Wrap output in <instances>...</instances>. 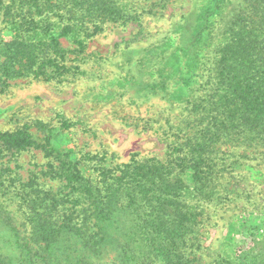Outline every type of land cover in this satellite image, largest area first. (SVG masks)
<instances>
[{
	"label": "trees",
	"instance_id": "obj_1",
	"mask_svg": "<svg viewBox=\"0 0 264 264\" xmlns=\"http://www.w3.org/2000/svg\"><path fill=\"white\" fill-rule=\"evenodd\" d=\"M124 1L150 0H0V88L18 78L83 74L69 55L83 59L105 23L137 21ZM155 1L165 7L166 0ZM232 5L201 0L158 45L125 51L132 64L124 84L133 97L158 98L183 116L163 132H173L164 159L133 156L107 166L105 156L72 161L46 151L50 160L26 181L17 167H0V264L189 263L183 249L202 202L221 196L213 179L247 166L232 148L264 143V0H241L231 14ZM61 38L74 47L63 48ZM0 143L12 154L36 145L26 125L0 132ZM8 204L29 230L17 228ZM254 236L246 249L226 244L216 264H264V222ZM104 252L111 254L106 262Z\"/></svg>",
	"mask_w": 264,
	"mask_h": 264
},
{
	"label": "rangeland",
	"instance_id": "obj_2",
	"mask_svg": "<svg viewBox=\"0 0 264 264\" xmlns=\"http://www.w3.org/2000/svg\"><path fill=\"white\" fill-rule=\"evenodd\" d=\"M200 1L166 0L164 8L151 5L155 0L128 4L124 1L127 12L130 9V13L139 14L137 21L107 22L102 32L86 42L83 59L75 62L72 60L76 54L69 55L71 64H79L83 74H71L62 81L9 80L6 87L0 88V132L26 125L36 145L12 154L3 150L0 143V167H17L21 181H26L32 173L44 169L50 160L46 151L52 155L66 153L72 161L83 154L105 156L107 166L127 163L133 156L164 159L165 139L173 132H163L176 126L183 116L178 108H170L158 98L144 101L133 97L124 84L132 62L128 63L124 54L126 50L158 45ZM240 4L241 0H233L230 13ZM1 36L10 40L12 34L4 29ZM60 42L65 49L74 47L68 39L61 38ZM232 149L247 156L239 159L240 164L246 162L247 166L216 174L213 184L221 196L202 202L203 214L198 216L189 235L191 241L183 249L188 264H216L226 244H240L246 249L252 246L254 235L262 232L264 143ZM88 168L83 166V171L90 174ZM39 182L53 190L57 187L55 181L48 179ZM194 204L198 202L191 201L192 207ZM6 208L19 230H29L15 204ZM104 253L100 260L106 262L111 254ZM87 256L91 258V252Z\"/></svg>",
	"mask_w": 264,
	"mask_h": 264
}]
</instances>
